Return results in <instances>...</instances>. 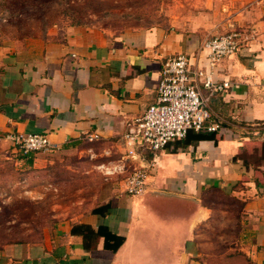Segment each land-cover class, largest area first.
Listing matches in <instances>:
<instances>
[{
  "label": "crops",
  "instance_id": "1",
  "mask_svg": "<svg viewBox=\"0 0 264 264\" xmlns=\"http://www.w3.org/2000/svg\"><path fill=\"white\" fill-rule=\"evenodd\" d=\"M213 14L188 30L54 24L0 43V133H45L58 148L103 141L122 154L125 173L139 162L127 159L125 134L156 100L169 56L185 52L193 69L233 83L209 101L225 125L216 138L188 135L157 152L137 139L136 151L154 163L143 194L114 182L41 237L5 244L0 264H196L226 254L205 246L224 240L214 234L226 226L237 243L233 264H264V0H223ZM229 24L250 39L211 65L205 42ZM100 228L125 237L117 251L106 248Z\"/></svg>",
  "mask_w": 264,
  "mask_h": 264
},
{
  "label": "rangeland",
  "instance_id": "2",
  "mask_svg": "<svg viewBox=\"0 0 264 264\" xmlns=\"http://www.w3.org/2000/svg\"><path fill=\"white\" fill-rule=\"evenodd\" d=\"M222 4L223 0H0V43L41 35L54 24L86 23L114 31L136 26L188 30L210 15L216 17L213 13ZM234 26L229 24L220 33ZM110 148L103 141L87 140L31 156L0 148V249L41 237L59 217L75 208L88 209L105 195L106 187L125 179L119 169L107 173V168L124 163L122 154L109 152ZM233 232L226 226L224 235L214 234L224 240L205 243L208 251L226 254L200 256L196 264H233L228 255L237 249Z\"/></svg>",
  "mask_w": 264,
  "mask_h": 264
},
{
  "label": "built area",
  "instance_id": "3",
  "mask_svg": "<svg viewBox=\"0 0 264 264\" xmlns=\"http://www.w3.org/2000/svg\"><path fill=\"white\" fill-rule=\"evenodd\" d=\"M249 39V35L239 27H232L209 38L205 48L211 65L239 52ZM232 85L230 80L215 79L205 69H193L190 57L185 52L176 53L165 60L156 100L135 119V128L125 134L131 146L127 159L139 161L125 174V191L128 194L136 196L145 192L147 177L154 164L145 158L143 152L136 151L137 139H142L148 150L157 152L173 141L184 139L191 130L215 132L222 129L225 125L213 115L209 101ZM4 142L22 154L47 151L54 147L45 133L8 131L0 133V148ZM126 168L123 163L113 169L107 168V173L117 169L125 172Z\"/></svg>",
  "mask_w": 264,
  "mask_h": 264
},
{
  "label": "trees",
  "instance_id": "4",
  "mask_svg": "<svg viewBox=\"0 0 264 264\" xmlns=\"http://www.w3.org/2000/svg\"><path fill=\"white\" fill-rule=\"evenodd\" d=\"M74 24H78V23H74ZM260 126L264 127V122H260ZM259 132L260 131H258V133ZM216 133H217V131L212 132V131H207V130H201V131L191 130L188 133V135L190 137L188 135L187 136L189 138L192 137L195 140H200V139H206V138H216ZM18 153H20V152H18ZM20 154H22V153H20ZM32 154L33 153L22 154V155L31 156ZM99 233L105 236V246H106V248H109V249H111L113 251H117L118 248L123 244V242L125 240L124 236H121V235H118L116 233H113V232L109 231L106 228H100Z\"/></svg>",
  "mask_w": 264,
  "mask_h": 264
}]
</instances>
